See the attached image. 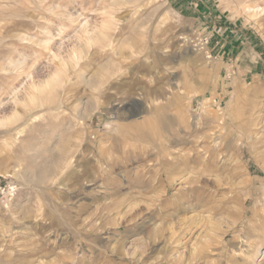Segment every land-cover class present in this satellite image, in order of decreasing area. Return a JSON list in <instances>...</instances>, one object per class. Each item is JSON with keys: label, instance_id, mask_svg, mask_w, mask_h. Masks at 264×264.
Listing matches in <instances>:
<instances>
[{"label": "rangeland", "instance_id": "1", "mask_svg": "<svg viewBox=\"0 0 264 264\" xmlns=\"http://www.w3.org/2000/svg\"><path fill=\"white\" fill-rule=\"evenodd\" d=\"M0 264H264V0H0Z\"/></svg>", "mask_w": 264, "mask_h": 264}, {"label": "bare ground", "instance_id": "2", "mask_svg": "<svg viewBox=\"0 0 264 264\" xmlns=\"http://www.w3.org/2000/svg\"><path fill=\"white\" fill-rule=\"evenodd\" d=\"M65 148L67 149L68 147H65ZM66 149H65V150H66ZM63 151H64V150H63ZM64 152H65V151H64ZM64 156H65V155L59 157V162L61 161V159H62V160L64 159ZM55 160H56V159H55ZM57 161H58V160H57ZM49 167H50V166H49ZM56 170H57V169H56ZM46 174H47V173H46ZM39 179H40V178H39ZM41 180H42V179H41ZM181 255H182V254H181Z\"/></svg>", "mask_w": 264, "mask_h": 264}]
</instances>
